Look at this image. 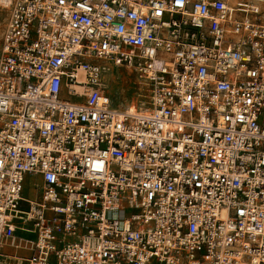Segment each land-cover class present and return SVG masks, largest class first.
<instances>
[{
    "label": "built area",
    "instance_id": "built-area-1",
    "mask_svg": "<svg viewBox=\"0 0 264 264\" xmlns=\"http://www.w3.org/2000/svg\"><path fill=\"white\" fill-rule=\"evenodd\" d=\"M0 7V264H264V0Z\"/></svg>",
    "mask_w": 264,
    "mask_h": 264
},
{
    "label": "rangeland",
    "instance_id": "rangeland-1",
    "mask_svg": "<svg viewBox=\"0 0 264 264\" xmlns=\"http://www.w3.org/2000/svg\"><path fill=\"white\" fill-rule=\"evenodd\" d=\"M1 10L0 7V40L6 23V14ZM102 82L116 108H125L137 103L139 100L140 86L137 83L135 73H129L122 67L110 65L109 71L105 72L102 77ZM37 183V178L27 175L24 183L23 196L32 200L39 198L40 191L37 189Z\"/></svg>",
    "mask_w": 264,
    "mask_h": 264
},
{
    "label": "bare ground",
    "instance_id": "bare-ground-1",
    "mask_svg": "<svg viewBox=\"0 0 264 264\" xmlns=\"http://www.w3.org/2000/svg\"><path fill=\"white\" fill-rule=\"evenodd\" d=\"M258 1H261V0H258ZM2 11V10H1ZM129 73H133V69H130V70H127ZM132 105V104H131ZM130 106V105H129ZM129 106H127L128 108H129ZM131 107V106H130ZM126 108V107H125ZM118 109H120V110H122V109H124V107L123 108H118Z\"/></svg>",
    "mask_w": 264,
    "mask_h": 264
},
{
    "label": "crops",
    "instance_id": "crops-1",
    "mask_svg": "<svg viewBox=\"0 0 264 264\" xmlns=\"http://www.w3.org/2000/svg\"><path fill=\"white\" fill-rule=\"evenodd\" d=\"M13 252V251H12ZM14 254H17V253H15V252H13ZM19 253H23V255H27L25 252H23V251H21V252H19Z\"/></svg>",
    "mask_w": 264,
    "mask_h": 264
}]
</instances>
